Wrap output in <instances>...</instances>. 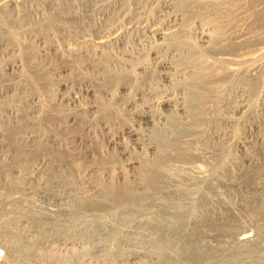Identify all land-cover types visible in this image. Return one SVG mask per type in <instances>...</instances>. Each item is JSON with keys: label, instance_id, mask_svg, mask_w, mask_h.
<instances>
[{"label": "rangeland", "instance_id": "obj_1", "mask_svg": "<svg viewBox=\"0 0 264 264\" xmlns=\"http://www.w3.org/2000/svg\"><path fill=\"white\" fill-rule=\"evenodd\" d=\"M6 1L15 4L0 8V264H11L10 258L29 242L35 244L31 252L42 255L39 264H133L128 251L105 255L101 246L84 237L40 238L47 225L37 228L27 203L37 206L50 198L29 189L50 186L52 178L37 161L43 156L48 164L60 163L63 170L73 171L67 179L80 191L114 200L111 190L117 197L134 186L133 176L152 174L157 165L166 164L167 159L163 162L151 149L144 150L142 136L153 131L148 132L143 115L150 114L151 104L183 97L195 117L191 126L180 127L171 120L168 128L173 134L156 132L152 140L160 150L172 152L169 172L192 195L188 204L202 214L204 245L219 249L203 250L202 262L249 264L252 260L244 257L260 242L264 250V235L259 236L264 228V117L258 113L250 118L252 106L264 105V0H235L225 13L219 7L191 8L185 0ZM180 1L181 16L176 17L171 7ZM25 10L30 12L17 22L11 20L13 11ZM74 13L86 16L85 22L74 21ZM221 21H226L225 41L204 48L197 33L217 35ZM235 32L242 34L237 40ZM158 34L172 39L161 43ZM243 36L252 38L250 43L237 44ZM151 47L157 49L154 54H148ZM174 54H180L179 59L172 60ZM222 58L228 63L220 64ZM250 59L257 66L256 75L245 80L241 75L246 67L239 61ZM189 62L195 70L183 75ZM141 64L151 72L144 76L138 69ZM230 68L245 69L236 77L225 73ZM241 98L251 108L234 113L233 122H221ZM129 101L133 103L125 105ZM156 110L170 114V109ZM132 134L141 135L142 141ZM245 158L254 164L248 167ZM134 160L142 163L133 171L128 164ZM16 176L21 178L18 184ZM232 207L238 209L236 216L230 213ZM90 209L85 214L97 217L99 209ZM244 231L251 233V240L236 244V235ZM132 236L136 243L141 237ZM16 239L21 246L12 253L10 240Z\"/></svg>", "mask_w": 264, "mask_h": 264}, {"label": "bare ground", "instance_id": "obj_2", "mask_svg": "<svg viewBox=\"0 0 264 264\" xmlns=\"http://www.w3.org/2000/svg\"><path fill=\"white\" fill-rule=\"evenodd\" d=\"M234 1L235 0H222L221 2H217V1L211 2V1H203V0H197V1L185 0L184 2L188 5V7L190 6L191 8L199 7L203 9V8L211 7L213 9V7L214 8L219 7L220 11L222 13H225L227 10L230 9L231 7L230 5ZM14 4L15 3L12 1L10 2V1L5 0L3 1V3L0 4V8H6L8 6L12 7L14 6ZM144 4L143 2L140 3V5H142L143 8H144ZM181 4L182 2L180 1V3L177 4V7H173V6L171 7L173 9L172 13L176 15V17L178 15L181 16V14L179 13L181 11H177V9L180 8L179 6H181ZM102 8L100 7L99 9H102ZM28 12H30V10L28 11L25 10L23 13L13 11L11 13V17H12L11 20H15V21L19 20L21 16L28 14ZM72 17L74 21H81L82 23H84L86 16L81 15L80 13H74ZM183 20L181 19L180 22L182 23ZM235 21L234 20L229 21L228 23L235 22ZM225 23H222V21L220 22L218 26L219 32L217 31V35H209L208 33L204 31L197 33L199 36V39H201V41L205 43L204 48L206 47V49H209V48L212 49L218 44H221V41L223 40L225 41L226 37H222V31L224 29L223 26ZM184 29L180 31L181 34L182 32L183 33L185 32ZM186 29L189 30L188 28ZM237 32H235L234 35H236ZM241 35L242 34L237 33L236 40ZM158 36H159L161 43L164 41L168 43V41L172 39V36L170 35L165 36L163 34H158ZM230 39L234 41L232 38L229 37V41ZM251 39L252 38L246 39L243 36L238 41H236V43L242 44L243 42H247L248 44L250 43ZM103 46L105 45L102 44L101 47ZM52 48L53 47H51V49ZM156 50H157L156 48L151 47L148 54H154ZM69 54L71 53L69 52ZM174 55L173 57L171 56L172 60L179 59L180 54L178 55L174 54ZM227 61H229L227 58H222L218 60L220 64L227 62ZM239 62L241 64L242 63L245 64L244 66L246 67V69L244 68L245 70L241 68L244 70V74H245V75L243 74L244 76L241 75V77H243L246 80L247 78H252L253 76L256 75L255 69L257 68V66L254 63V60L251 61L250 59V60H243ZM159 64L163 66L167 63L161 62ZM206 66L207 65L205 64L204 67ZM168 68H169V65H168ZM138 69L141 70V73H144V76H145V73L147 74L151 72V69L147 68V66L144 64H141V66ZM184 70L185 72L183 71L184 72L182 73L183 75H187V74L191 75L194 72L195 68H194V65L191 62H189L186 66V69ZM224 71L227 75L230 74V76L234 75L236 77H239L240 73L242 72V71L240 72L239 69L233 70L231 68L225 69ZM181 77L182 76L180 77L176 76V80H179ZM136 78L135 76H133L131 79H133L134 81H137ZM165 78L167 79V81L172 82L173 78L171 76H168V77L165 76ZM181 79L183 80L184 78H181ZM245 90L246 89H244L243 91ZM132 103L133 102L129 101V103L127 102L125 105L129 106ZM256 103L257 102H255V104ZM257 104L255 106H252L251 108V106L247 104L245 99L241 98V100L235 101L234 110L230 112L229 115H227L226 117L225 116L221 117L219 120L225 123L228 121L233 122L235 119L233 117L234 113L236 112L243 113L242 111L248 109V107L251 108L250 109L251 119L255 118L258 115V113H261L264 117V105L262 106V108H258ZM150 107H151L150 114L145 113L143 115V120L145 124L149 126L148 132L150 131L149 133H151V131H153L152 134L159 132V133H162L163 136H166V135L171 136L173 134V130H170L168 128V125L171 120L175 121L176 124L179 125L180 127L186 128V127L191 126L190 122L195 118L191 115L189 104L184 97L163 100L158 105L155 104L154 106L153 104H151ZM157 107L166 108L168 110L170 109V114L168 116H164L160 114L159 112H157L158 110H156ZM153 108L156 111L152 113ZM152 134H150L149 136H144V135L142 136L143 138L145 137L143 141H146L143 143L146 145V148L144 147L145 148L144 150L151 149L150 151L152 152L154 151V154L156 153L157 155H159L160 159L163 162L167 159V161L165 162L166 164L165 165L162 164L163 167L157 165L154 168L152 174L148 172L146 174V172H144V175L140 173L141 175H139V177H135L136 175L133 176V178H137V182L134 184V186L132 185L130 188L120 191L119 194L117 193L118 198L115 195L116 192H114V190H111L112 194L115 197L114 200H111V201H107V199L105 200V196L99 195L98 192H94L92 195H86V193L80 191L78 188L74 186L71 179H67V174L68 173L72 174L73 171L69 169L63 170L65 168H62L61 167L62 165H60V163L55 166H53L54 164L52 165L53 162H51V164H48L50 162L48 158H45L43 156L40 157L37 162L39 164H42V166L46 168L45 175H51L49 177L52 178L51 179L52 182L50 186H47V187L38 186L35 189H29V190L30 191L34 190L39 196L49 197L50 199L48 198L49 200L48 202L46 201V203H44L46 198L44 199V201L42 199L41 201H43L44 204H38L37 206L27 203V212L29 213L31 219L35 221L34 223L37 226V228L47 225V227L44 226L45 228L42 231L40 230L41 231L40 238H42L43 240H46L48 238H53V236H56V235L57 236H67L68 235V236H76V237L78 236L80 238L84 237L88 241L92 240L91 243L93 244H94L93 241H95L94 245L101 246V249H102L101 251L105 255L106 253H108L107 255L112 254V253L114 254L116 253V251L119 253L128 251V253H130L131 255V258L132 259L134 258L133 264H204L205 262H202L203 250L208 249V250H212L213 252L214 251L218 252L219 249L216 245L214 246L213 244L211 245L210 243L208 244L205 243L204 245V242L202 240L203 232L201 230L202 222H203L202 214L200 215L201 212L199 211L200 212L199 213L198 211H196L193 205L188 204L189 202L191 203L190 200L193 199V197L191 198L192 195L187 192L188 189L187 191L186 189L184 190V188H182L181 186V183L179 184L178 183L179 181L177 182L174 178V175H172L169 172V167L171 166L170 156H172L171 155L172 152L167 151L165 149L160 150V147L157 145V143L152 140ZM137 135L138 134H132V136H135V137ZM138 136H140V140H141L142 138L141 135H138ZM47 138L49 137L47 136ZM47 138L45 137L46 140ZM215 138L220 139V136L219 135L215 136ZM26 141L25 142L22 141V142L26 144ZM23 143L22 145L24 146L25 144ZM242 145H240L241 148L243 147ZM34 146L36 149V145ZM23 150H24V147H23ZM2 157L4 158V156ZM0 159L1 161L3 160L2 158ZM242 161H246L249 164L248 167H250L251 164L252 165L254 164L253 159L245 158V160L243 159ZM140 163L142 162H138V160L137 161L134 160L128 164V167L130 169H133L134 171L136 167L137 168L139 167ZM240 164H242V162ZM230 169L231 168H229V170ZM19 179L21 178H18L16 176V180L18 181ZM23 179L25 181H27L26 179L29 180L27 176H25ZM144 180L146 181V183L144 182ZM66 182H68L69 184H67ZM18 183L19 181L17 182V184ZM21 183H24V181ZM21 183L20 185H18L19 186L18 189L23 188ZM113 195L111 197H113ZM88 208L89 209L98 208L99 210L97 211H99V213L97 214V217L92 218L90 215H86L85 210L88 211ZM237 210L238 209L232 207V209H230V213L236 216ZM106 211L110 213L108 217L104 215ZM193 212H196V213L193 214ZM149 228L151 230L150 232L148 231ZM260 231L261 232L259 236L264 235V228ZM133 234H136L137 236H141L137 243L135 242L136 241L135 239H137V237L134 239L132 236ZM251 237L252 236L250 232H246V231L240 232L235 237V243L238 245H242L250 241ZM147 239L150 241H148ZM146 241L152 242V245L148 246ZM20 244H21L20 240H17V239L10 240V252L11 251L12 253L15 252L12 249L17 248V247L19 248V246H21ZM32 244H34V242H29V244L26 245L25 249L23 247L24 250L22 249L21 254L19 253L18 255L15 253L17 256L15 255L14 257L10 258L12 259L10 263L11 264H32L33 262L35 264H39L40 257L42 255L34 254V252L33 253L31 252ZM261 247H262V242L258 244V246L256 247V250L247 254L246 257L244 256L243 257L247 258L249 261L252 260L251 261L252 264L254 263L264 264V250L261 249ZM95 249H100V248H95ZM215 253L214 255L217 254Z\"/></svg>", "mask_w": 264, "mask_h": 264}]
</instances>
